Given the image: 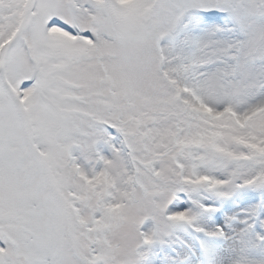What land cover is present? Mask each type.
Listing matches in <instances>:
<instances>
[{"label": "snow or ice", "instance_id": "1", "mask_svg": "<svg viewBox=\"0 0 264 264\" xmlns=\"http://www.w3.org/2000/svg\"><path fill=\"white\" fill-rule=\"evenodd\" d=\"M0 264H264V0H0Z\"/></svg>", "mask_w": 264, "mask_h": 264}]
</instances>
